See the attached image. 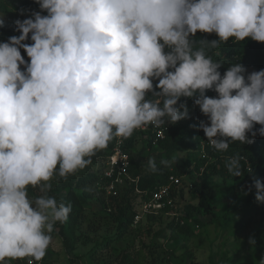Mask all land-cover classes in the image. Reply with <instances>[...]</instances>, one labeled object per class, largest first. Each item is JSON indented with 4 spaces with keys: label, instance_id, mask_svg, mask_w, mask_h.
<instances>
[{
    "label": "clouds",
    "instance_id": "1",
    "mask_svg": "<svg viewBox=\"0 0 264 264\" xmlns=\"http://www.w3.org/2000/svg\"><path fill=\"white\" fill-rule=\"evenodd\" d=\"M34 2L40 11L0 42V264L45 257L54 225L71 212L48 195L54 176L85 169L137 129L187 119L181 98H194L207 117L198 128L218 152L264 137V69L245 75L237 62L221 75L208 54L230 39L264 43V0ZM197 32L217 39L196 40ZM240 160L227 161L233 177L244 174ZM148 166L157 171L154 159ZM253 187L264 203V184ZM29 188L42 195L29 197Z\"/></svg>",
    "mask_w": 264,
    "mask_h": 264
},
{
    "label": "trees",
    "instance_id": "2",
    "mask_svg": "<svg viewBox=\"0 0 264 264\" xmlns=\"http://www.w3.org/2000/svg\"><path fill=\"white\" fill-rule=\"evenodd\" d=\"M11 1V0H9ZM26 7L32 11H38L39 5L34 0H22ZM15 24L6 25L3 23L0 26V42H5L13 35H19L14 31ZM194 39L214 40L217 39L215 34H204L197 32ZM26 43H31L30 40ZM214 61H219L223 66L218 69L221 75L227 68L234 63L239 62L246 69V73L250 74L254 71L264 69V43H257L250 39H245L241 42H233L231 39L218 49H213L208 53ZM21 55L27 61L26 54L21 50ZM158 81H154L155 84ZM206 96L215 97L216 93L207 91ZM151 98V94H148ZM194 98H181L178 104L186 105L189 117L180 120L175 124H168L163 140L158 141L155 146L152 145L154 136L151 132L134 133L128 139L124 140L123 150L129 155L130 166L128 174L132 178H136V182L125 181L122 185H116L112 194H107L100 186L108 185L110 181L104 176V167L102 170L87 172L79 177L76 181L68 177L60 178L54 176L50 181L52 189L48 195L59 190H65V196L59 201L65 205H71V212L64 223L54 225L52 232L54 237L62 239L63 247L66 253H72L77 246V232L81 224V219L84 218V211L87 204L90 202L91 194L94 195L96 201L101 205L98 214L104 219H109L117 224L119 234L115 238L105 239L102 243L96 244L94 251H99L109 248L110 251L101 259V264H113L116 259H119V264H190L193 260V254L190 252L183 242L186 237L192 236L195 228H205L208 225L218 226L222 232H228L230 237L237 238L239 230L243 226L242 219L237 220V216L241 213H247L257 206L264 209V203L255 200L256 190L253 184L256 180H260L264 184V137L257 135L252 144H240L232 142L227 151L218 152L212 147L206 148L207 157L200 158L198 153V145L203 138V132L199 130L198 125L201 120L207 122V117L203 116L198 108L193 103ZM260 126L255 125L254 131ZM250 137V134H248ZM115 140L110 142L108 147L100 150L91 161L97 158L106 161L112 154ZM141 143L147 150L156 148L162 154L163 159L155 160L157 171L153 172L149 169L148 162L146 164L136 163L133 157V152L138 144ZM195 153L193 159L175 160L173 156L179 153ZM239 155L241 157V168L244 174L240 177H233L226 168L227 161ZM161 161H168L167 165ZM104 165V164H103ZM204 167L203 172L199 169ZM249 167L251 171H248ZM187 173L186 180L183 179L180 186H172L169 193L171 204H165L157 215H146L145 220L159 222L164 224L155 234L159 237L164 234L166 242L170 241L169 251L165 254L156 252L161 245L151 240L148 246L150 261L143 262L139 251L135 252L137 258L133 260L132 253L128 248L120 250V253L115 254L114 248L110 244L121 238L122 234L134 223V217L138 211L139 205L142 202L151 199V193L161 185L169 184L171 176H183ZM219 178V185L212 183L211 178ZM222 180V181H221ZM222 182V183H221ZM252 185V186H251ZM220 186H226L221 189ZM79 191V192H77ZM185 191L189 194V201L185 203L181 209L177 207L179 201H182ZM42 193L38 189L29 188V197L35 198ZM231 200L232 205L221 204L225 200ZM221 204V206L219 205ZM218 206L220 208L218 209ZM172 216L168 223L163 221V218ZM155 235V236H156ZM254 251L252 253L249 264H262L264 261V223L253 232ZM95 252V253H96ZM263 253L262 257L253 260L254 255ZM158 253V254H157ZM106 256V257H105ZM112 256V259H110ZM242 255L230 256L227 252L223 255L220 262H214L210 258L211 264H239ZM28 258L15 261L17 264H27ZM36 264V262H35ZM40 264H51L47 259H42Z\"/></svg>",
    "mask_w": 264,
    "mask_h": 264
},
{
    "label": "rangeland",
    "instance_id": "3",
    "mask_svg": "<svg viewBox=\"0 0 264 264\" xmlns=\"http://www.w3.org/2000/svg\"><path fill=\"white\" fill-rule=\"evenodd\" d=\"M21 10L24 11V15H20ZM26 7L22 0H0V14H3V23L9 25L10 23L15 24V21L23 20L29 18L33 12ZM42 15H46V12H42ZM179 105V104H178ZM196 156L195 153H179L173 156L175 160L182 159H193ZM133 157L136 163L146 164L148 160L163 159L162 154H160L155 147L150 151L146 147L138 144L133 152ZM105 161L103 159L97 158L92 160L85 169L78 170L76 173L69 175L68 178L76 181L79 177L85 175L90 171H97V169L102 170ZM219 178L212 177L211 182L219 185ZM222 181V180H221ZM222 183V182H221ZM226 187V186H225ZM220 186L221 189L225 188ZM79 192V191H77ZM66 194L65 190H59L52 194V196L59 202ZM189 201V194L185 191L182 201H179L177 207L179 209ZM221 204L232 205L231 200H225ZM221 204H219L221 206ZM101 205L96 201L94 195L91 194L90 202L87 204V208L84 211V218L81 219V224L79 226L77 236L78 243L76 248L72 253H66L63 247L62 239L59 237H54L51 233L52 240L51 244L47 249L46 255L43 259H47L51 264H101V259L109 248L94 251L96 244L102 243L105 239L115 238L119 234L117 224L109 219H104L99 216L98 212L101 209ZM218 206V209L220 208ZM141 213V211H140ZM145 217V216H144ZM144 217L133 223L132 227H129L121 238L114 240L110 247H113L115 254L120 253V250L128 248L132 253L133 260L137 258L135 252L139 251L141 257L144 258L143 262L150 261L149 249L145 248L148 246L152 239L155 243L161 245L160 248L156 249L159 254H165L169 251V245L172 242H166V237L164 234L159 237L155 234L159 229H161L164 224L160 225L159 222H153L145 220ZM172 216L169 215L168 218H163L165 223H168ZM242 219L243 226L239 230L237 238L230 237L228 232H222L221 229L216 225H208L205 228H195V232L192 236L186 237L183 241L186 248L192 252L193 260L190 264H211L210 258L214 262H220L223 259V255L227 252L230 256L242 255L239 264H249L247 262L251 261L252 253L254 251V239L253 232L259 228L261 224L264 223V209L261 206H257L255 209L247 212L241 213L237 216V220ZM156 235V236H155ZM96 252V253H95ZM157 253V254H158ZM263 253L254 255L253 260H257L258 257H262ZM106 257V256H105ZM112 259V256L111 258ZM120 259V258H119ZM119 259H116L113 264H119ZM6 264H17L15 261H7Z\"/></svg>",
    "mask_w": 264,
    "mask_h": 264
},
{
    "label": "built area",
    "instance_id": "4",
    "mask_svg": "<svg viewBox=\"0 0 264 264\" xmlns=\"http://www.w3.org/2000/svg\"><path fill=\"white\" fill-rule=\"evenodd\" d=\"M167 128L161 126L160 128H155L152 126H148L147 128L137 129L134 133H146L151 132L154 136L152 140V145L155 146L158 141H161L165 137ZM124 140L117 138L114 143V148L112 150V154L107 158L104 163V176L111 180L108 185L100 186L106 191V193L112 194L116 185H122L125 181L136 182V178H132L128 174V168L130 166L129 155L126 151L123 150ZM211 146L208 144L204 134L203 138L198 145V153L200 158L205 159L207 157L206 148H210ZM204 167L199 169L200 172H203ZM187 173L183 176H171L169 178V184L158 186L152 193L151 199L146 202H142L139 205L138 211L134 217V223L142 219V217L146 215H157L159 211L165 206V204L170 205L171 199H169V193L172 186H180L182 179L186 178ZM190 186V183H188ZM252 186V185H251ZM141 211V213H140ZM30 259V258H28ZM41 261L36 262V264H40ZM35 264V262H34Z\"/></svg>",
    "mask_w": 264,
    "mask_h": 264
}]
</instances>
